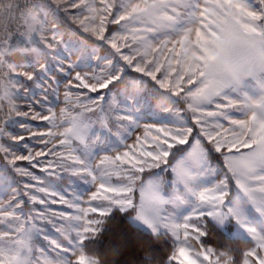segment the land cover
<instances>
[{"label":"snow or ice","instance_id":"snow-or-ice-1","mask_svg":"<svg viewBox=\"0 0 264 264\" xmlns=\"http://www.w3.org/2000/svg\"><path fill=\"white\" fill-rule=\"evenodd\" d=\"M117 216L162 264H264V0H0V264H106Z\"/></svg>","mask_w":264,"mask_h":264},{"label":"trees","instance_id":"trees-1","mask_svg":"<svg viewBox=\"0 0 264 264\" xmlns=\"http://www.w3.org/2000/svg\"><path fill=\"white\" fill-rule=\"evenodd\" d=\"M111 27V26H110ZM15 55L26 58L20 53ZM15 179H19L15 174H10ZM29 210L31 204L28 205ZM108 231L100 238L96 245H89V252H97L106 264H141L146 256L154 257L153 264H162V260L166 259L171 251V243L165 244L166 238L160 240H152L147 244L143 242L144 237L140 236L131 225L127 223V219L117 216L113 222L107 226ZM213 245H219L221 250L232 249L239 252L246 247L243 243L234 240H228L218 230L207 238ZM42 242V241H41ZM115 249V251H113ZM237 261L239 256H235Z\"/></svg>","mask_w":264,"mask_h":264},{"label":"rangeland","instance_id":"rangeland-1","mask_svg":"<svg viewBox=\"0 0 264 264\" xmlns=\"http://www.w3.org/2000/svg\"><path fill=\"white\" fill-rule=\"evenodd\" d=\"M46 2L50 3V0H47ZM257 6H258V4H257ZM57 23L60 26L61 39L63 41V43L61 44V48H63L65 46V44H68V45H72V46H75V47L80 49V51H78L75 56H72L73 60H76L82 56L87 57V56H89L90 53L95 51L96 56L91 57L92 63H95L97 57L103 56L105 54L102 49H98V48L94 49L93 46L91 44H89V42H88L91 38L90 37L84 38V37H86V34L83 33V31L80 30L76 25L72 24L71 21H67V22L58 21ZM49 27H51V24H49ZM18 53H20L22 56H24L26 58L25 61H28L31 59L30 54H26L23 52H18ZM66 55H67V53H66ZM141 91L142 92H148V89H142ZM151 104H152V108L154 110H157V111L160 110L157 103H156L155 98H152ZM3 109H5L7 111V106L5 105ZM57 112H59V108H57ZM142 120L147 121V122H151L149 120L148 116L142 117ZM99 127L100 126L98 124L94 125V128L97 131H99ZM15 131L19 132V131H21V129L17 126ZM141 131H142V129H141ZM135 135L136 134L134 133L132 136V139L128 141L129 143H131L135 139ZM33 171H35L37 173V175H40L41 177H43L45 179V181L50 179L48 176H46L44 173L39 172L38 170L34 169ZM10 178L15 179L12 176H10ZM55 183L58 185V187L60 189H63L67 186V180L55 181ZM37 207H40V206L37 205ZM52 207L54 209H56V208H59L61 206L60 205H52ZM31 208H32V205H31L30 209ZM28 209H29V207H28ZM233 231H234V229H233ZM42 243H43V241H42Z\"/></svg>","mask_w":264,"mask_h":264},{"label":"built area","instance_id":"built-area-1","mask_svg":"<svg viewBox=\"0 0 264 264\" xmlns=\"http://www.w3.org/2000/svg\"><path fill=\"white\" fill-rule=\"evenodd\" d=\"M47 0H31V3L33 4H39L41 2H46ZM13 29L15 28V25H10ZM3 112H7L5 109H3Z\"/></svg>","mask_w":264,"mask_h":264}]
</instances>
